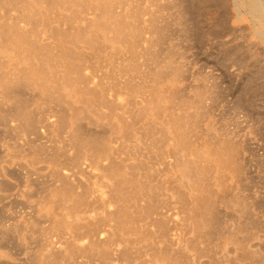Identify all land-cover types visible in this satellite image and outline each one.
Here are the masks:
<instances>
[{"label":"rangeland","instance_id":"rangeland-1","mask_svg":"<svg viewBox=\"0 0 264 264\" xmlns=\"http://www.w3.org/2000/svg\"><path fill=\"white\" fill-rule=\"evenodd\" d=\"M6 1L8 0H0V7L2 8H0V15L6 13V11L3 13L6 8L1 5V3ZM17 1L20 3H25L26 1L32 3V1H35L33 4H37L38 7H46L45 3L38 0ZM130 5L131 7L124 8H132L133 6H140V8L145 7L144 9L149 13V16H147L148 18L146 19L149 20L153 17L154 28L146 27V43L144 46H141V48L139 45L138 50L141 51H138L136 60L130 62L131 59L128 58L126 50H123V56L125 58H122L128 61L130 66L135 64L138 67L137 69H129V72L127 71V77L125 75H115L117 83L122 87L120 90L122 92H119L120 95H118L121 97L124 94L123 96L125 98L121 97L122 99L120 98L119 100V96H117V98L115 96L113 100L116 98L115 102L119 103L120 101H123L125 104L129 102L128 99H130V97L128 98V93L124 90L123 84L130 76H135L133 78L136 86L141 85L139 86L141 93L137 94L138 99L137 97L132 99L135 100L138 105L141 104V98L144 99L143 97H147L150 99V91L154 86L155 81L153 80L155 79L154 74L158 69L162 68V73L159 76L160 78L155 82L162 87L164 86L163 95H170L173 97V100L166 106L167 112H170L175 116H184L185 120L187 119V122L189 120V126H186L189 138L193 144L200 146V148L204 149L205 143H208L210 139L215 140V137H227V139L229 138L232 142L234 141V144L238 147L237 160L239 164L241 163L240 166L242 165L240 171L242 174L239 173L234 176L231 174L225 175L224 178L222 177V183H224V185L222 184L223 186L218 185L215 178L211 179L215 206L213 216L215 219L213 220L214 224L211 223L205 227L206 229H203L204 233H202L203 235L201 237L196 236L193 233L192 228L190 227L191 222L189 223L190 220L188 221L187 218H185L186 214L181 204L177 202L175 195H171V193L168 192L165 195L166 199L163 200V203H166V205H164L162 208L163 210H161L162 215L165 216L166 220L169 218L168 223L171 227H169L170 230L168 231L166 238L161 240L155 226L147 225L148 228L150 226V228L154 230L152 231L149 229V231L153 233V237L157 239H155V243H149L145 240L136 239L135 237H130L131 239L126 242L119 241L120 239H113L115 242L111 246V254L114 250L113 253L120 252L119 254L116 253L117 255L112 254L114 255L112 258L113 264H117L116 262H119V264H125L124 261L126 260L123 259L122 251L126 248L131 249L128 251L131 256L130 261L127 260L126 263L134 264L133 261L135 262L137 260V264H147L148 262L149 264H153V249L150 246H153L154 248V245L162 246L163 244L168 243H172L170 244L172 245L171 248L173 247L172 249H175L177 246V249L175 250H179V253H181L182 256H185L186 260H188V262L186 261V264L264 263V0H153L149 2L133 0ZM13 10L20 13L22 11L16 7L12 8L8 12L11 17L18 16L17 12L15 13ZM150 12L152 13L150 14ZM20 25L23 27L25 26L24 23H21ZM25 29H27L25 31H29V25H27ZM144 51L147 55H145ZM139 57H143V59ZM115 61L118 60L115 59ZM135 61L139 62V64L135 63ZM104 67V70L110 72L106 64H104ZM175 70H177L178 73H175ZM145 72L146 74H144ZM99 73L103 74L102 71ZM99 73L94 78L97 83H99L102 78V74L99 75ZM135 78H137V80ZM139 78L140 80H138ZM172 78L173 81H175L170 82V85L169 81ZM34 90L33 88H25L22 89V91L17 92L15 90L9 94H4L0 91V264H103L99 257L97 258V255H94V257H96L94 260L93 256L85 254L79 249L76 251H70L68 249V243L73 240L74 235L61 230L54 232L52 230L51 221L49 222L50 219L47 213L43 210L44 202H46L49 192L58 186V182L50 176L48 163H46L48 156L51 154L50 151L53 147H59L64 150V148H73V146H71L70 142V145L69 143L67 144L69 141H67V132H60L59 134L61 135H59L57 134V128L54 126L56 120H58V117L60 116L59 113L62 114L65 107L47 101L38 94V91ZM111 93L112 92L110 91L109 95H113V93ZM197 94L200 95L198 96ZM20 97L23 101L25 99V110L28 109L26 112L31 113L33 118V123L35 125L33 124L32 127L25 126V122L14 115V108L18 106V100ZM131 103L133 104H130V107H134L133 109L135 110L141 106H138L134 102ZM35 105H39V107ZM133 109H131L132 112L135 111ZM117 112L121 113V110L118 109ZM154 113H158V109L155 110ZM160 118L159 122L165 125V127H168V119L161 116ZM44 121L48 123H45ZM88 121L90 124L92 123L90 119H85L78 124V128L80 129V132L82 131L81 134L83 136L86 134H90V136H102V134L109 135V131L108 129L106 130L105 127H100L94 124L87 127L89 124ZM125 121L127 123L132 122L129 114L128 116L127 114L125 115ZM49 123L51 127L54 126L56 129L53 130L54 127L51 129ZM20 126L21 128H19ZM44 126L46 127V130L44 129ZM149 126L150 125L146 123V121L135 123L134 135H137V137H134V143L138 148L136 150L137 154L133 153L131 157H133V162H137V159L146 160V162L149 161V165L147 164V166L152 170L154 176H156L154 182H157L160 177L159 175H163L166 170L169 169L166 167L169 165L172 166L176 160L174 157L175 154L172 151V147H174V139L172 136H165L158 129L155 131V129H152V127ZM49 129H51V131ZM22 131L23 133L25 132V134H23ZM105 131L107 134L104 133ZM53 132L57 138L54 137ZM87 135L85 137H87ZM152 137L153 139H151ZM192 137H195L196 139L194 138L193 140ZM50 138L51 141L49 140ZM147 138H150L149 141ZM62 140L65 141L63 142L64 144H58L62 143ZM135 140L143 141L139 143V141L136 142ZM156 141H160L163 144V148L165 149L166 147V150H168L167 155L169 156L166 155L168 158H166V161L168 160L167 163H169L167 166H159L157 164L152 165L155 164L154 160L150 159V161L149 159H146L154 153ZM31 142L34 143L32 144ZM46 147H49L48 150H46ZM117 147H119V145H117ZM68 149L66 150L67 155L70 154L71 156L72 153L73 155L75 154L74 149H70L71 151L74 150L72 152L70 150L69 152ZM31 150L33 154L31 153ZM66 151L64 150V152ZM145 151L147 152L145 153ZM181 154L186 155L189 159L193 158V156L191 155V157L187 151L185 152V150ZM32 159H35V162ZM39 163L42 164L43 167ZM44 164L46 166H44ZM82 165V162H80L77 167L74 165H68L66 168V172L74 174L73 177L75 178L70 177V180L73 183H77V185L78 182L81 181L80 178L83 180L85 179L84 177L79 176L86 171V168H84L86 165H83V167ZM154 169H157L156 172ZM163 170L165 171L164 173ZM220 189H222L221 192ZM219 192L220 194H218ZM109 197H111L110 194ZM231 204L235 206L233 207ZM177 205L179 206L177 207ZM110 209L114 210L115 205L111 206ZM171 214H174V216ZM175 214H179V216H175ZM175 217L177 219H175ZM179 217L183 218V221L182 219H178ZM111 224L108 226H102L103 228H100L101 231L98 229L93 237L85 233L81 234L79 237V239H81L80 243L89 245L93 240L106 241L111 235ZM216 225H218V228ZM48 228L50 230H48ZM221 229L222 231H219ZM224 229L230 233L226 232V235L223 237L222 235L225 234ZM188 232L192 234H189ZM64 233L67 236L64 237ZM188 236L190 237L188 238ZM175 238L178 242L174 240ZM158 239L161 241L159 242ZM167 239H170V242ZM179 241L181 242V246H179ZM185 241H187V243ZM214 241L218 242H216V244L219 245L218 247L214 244ZM212 242L214 243L212 244ZM116 243L119 244L116 245ZM197 245L203 246L201 248ZM212 245L216 246L217 251L216 249L213 251ZM223 246L225 248H223ZM63 247L64 249H62ZM48 248H51L50 251ZM203 248L205 252L203 251ZM141 249L145 250L142 251ZM148 250L150 251L148 252ZM194 251L195 253H193ZM70 252L75 255L71 256L72 254ZM62 254L67 255L61 256ZM83 255L85 256L83 257ZM149 255H151L152 258H150ZM221 255L223 257H221ZM39 256H41V258ZM59 256L61 258L63 257L64 260ZM137 256L139 257L137 258ZM188 256L189 259L191 257V260L188 259ZM53 257L54 259H52ZM71 257L73 259H71ZM42 258H46L50 262L52 259V262H55H41ZM117 258L118 260H116ZM55 259H58V261ZM146 259L149 261L147 262ZM190 261L191 263H189ZM183 264H185V262Z\"/></svg>","mask_w":264,"mask_h":264},{"label":"bare ground","instance_id":"bare-ground-1","mask_svg":"<svg viewBox=\"0 0 264 264\" xmlns=\"http://www.w3.org/2000/svg\"><path fill=\"white\" fill-rule=\"evenodd\" d=\"M38 1L45 3L46 7L43 8L38 7L37 4H33V2L35 1H32V3L29 1H26L25 3L24 2L20 3L17 0H8L6 2L1 3L2 7L6 8V10L3 9L4 10L3 13H5V11L6 13L5 14L2 13L3 15H0V91H2L4 94L5 93L9 94L10 92L15 90L19 92L25 88H33V90L35 89L36 91H38V94L41 95L43 98H45L47 101L54 102L63 105L65 107L64 112L62 114L59 113L60 116L58 117V120H56L54 126L57 128V134H59L60 132H67L68 135L67 141L69 140L67 144L70 142L73 148H69L67 146L69 149L64 148V150L66 151L68 149L69 151L70 149H74L75 154L73 155L72 153L70 156V154L67 155L66 154L67 151L64 152L62 148L53 147V149L50 151L51 154L49 156L47 154L48 158L46 157L47 158L46 163H48V170L50 176L52 177V179H55L58 182L57 183L58 186L55 185L57 187L53 188L49 192L48 198L46 202H44L45 204L43 207V210L47 213L50 219L49 222L51 221L52 230L54 232L61 230L74 235L72 241H70L69 239L70 242L68 243V249L70 251H74V250L76 251L79 249L85 254L91 255L93 257L94 255H97V258L99 257L100 261H102L103 264H113L112 258L116 253L117 254L120 253V252L113 253L115 251L114 250L112 252V254L114 255L111 254V246L115 242V240L113 239L116 240L120 239L119 241L126 242L127 240L131 239L130 237H135L136 239L139 240H145L149 243L152 242L155 243L156 238L153 237V233L149 231V229L151 228L150 226L148 228L147 225L155 226L158 234L160 235L161 240L162 239L164 240L166 238V236L168 235V231L170 230L171 227L169 226L168 223L169 218L168 220H166L165 216L162 215L161 210H163L162 209L163 206L166 205V203L165 204L163 203V200L166 199L165 195L169 192L171 193V195H175V199L179 204H181L186 214L185 218H187L188 221L190 220L189 223L191 222L190 227L192 228L193 233L196 236L201 237L203 235L202 233H204L203 229H206L205 227H207V225L211 223L214 224L213 220L215 219L213 216L215 206H214V194L212 191L211 179L215 178V180L218 182V185L223 186L224 183H222L223 182L222 177L224 178L225 175H230V174L233 176L235 174H239L242 165L240 166L241 163L239 164L237 160L238 147L234 144V141L232 142L229 138L227 139V137L226 138L215 137V140L210 139L208 143H205L204 149L200 148V146H196L195 144H193V142L189 138V133L187 131L188 129L186 128V126L189 123V120L187 122L186 121L187 119L185 120L184 116L181 115L175 116L174 114L167 112L166 106L169 104V102L173 100L172 99L173 97L170 95L169 96L163 95L164 86L162 87L155 82L158 81V79L160 78L159 76L162 73V68L158 69L154 74L155 79L153 80L155 81H154V86L151 88L150 91L151 92L149 95L150 99H148L147 97L146 98L143 97L145 95L140 96L144 98V99L141 98L142 100L140 104L141 106L138 105L136 101L132 99V98L135 99L137 97V94L141 93L139 87L141 85L136 86V84H134L133 77L135 76L128 77L123 84L124 86L122 85L124 90L127 91L126 93H128L127 95L128 98L130 97V99H128L129 102L128 103L126 102L127 104H125V102L123 103V101H120L122 103L115 102L117 96L120 95L119 92H122L120 91L122 87H120L121 85L117 83L115 79V75L119 74L126 76L128 75L127 71L129 72V69L131 68L137 69L138 67L135 64H132V66H130V64H128V61L122 58L124 57L123 50H126L127 52L126 54H128V58L131 59L130 62L136 60L138 56V51H141L138 50L139 45L141 48V46H144L146 43V36H145L147 30L146 27L152 29L154 28L153 17H151L149 20L146 19L148 18L147 16H149V13H147V10L144 9L145 7L140 8V6L139 7L133 6L132 8L125 9L126 7L129 6L131 7L130 4L133 0H38ZM137 1L149 2L153 0H137ZM14 7L22 10L21 13L16 11L18 14L17 17H11L8 14V12ZM13 11L15 12V10ZM152 12H150V14ZM21 23H24L26 27L27 25H29L30 27L29 31H25L27 29H25L26 28L25 26L24 27L21 26L20 25ZM145 55L147 54L145 53ZM139 58L143 59V57H139ZM115 59H117L118 61H115ZM135 63L139 64V62L136 61ZM104 64L107 65V68H109L110 72L108 70L107 71L104 70L105 68ZM101 71L103 72V74L101 73L102 78L101 81L100 82L98 81L99 83H97L94 80V78ZM175 73H178V71L175 70ZM101 74L99 73V75ZM144 74H146V72ZM137 78L135 79L137 80ZM173 78L169 81V84L170 82L173 81ZM138 80H140V78ZM110 91L113 93V95H109ZM123 95L121 97H124ZM115 96L116 98L113 100ZM121 97L119 96V100ZM18 101H19L18 106L14 108L15 109L14 115L18 118H21L25 122V126L27 125V127H32V125L34 124L33 118L31 116V113L26 112V110L28 109L25 110L26 108L24 107L25 99L23 101V99H21L20 97ZM131 102H134L140 107L136 110L133 109L134 107L131 108L130 104H133ZM39 105H35V106L39 107ZM156 108L158 109V113H154V111L157 110ZM118 109L121 110V113L117 112ZM131 109L135 111L132 112ZM126 114L127 116L129 114L130 120L132 122L127 123L125 121ZM160 116L168 119V127H165V125L159 122L161 119ZM85 119H90L92 125L94 124L100 127H105L106 130L108 129L109 135L102 134V136L101 135L90 136V134L89 135L86 134L87 137H85L86 135L83 136L81 134L82 131L80 132V129L78 128V124ZM141 121H146V123L150 125L149 127H152V129H155V131L156 129H158L163 135L172 136L174 139L173 141L174 147L172 146L171 147L173 148L172 151L175 154L174 157L176 160L174 161V164L172 166L171 165L167 166L169 163V162L167 163L168 160L166 161L167 156H169L167 155L168 150H166V147L165 149L163 148V144L160 142L162 140L160 139H158L160 141L155 142L156 146L154 153L152 155L150 154L151 156L146 158L149 160L150 159L154 160L155 164L152 165L157 164L159 166L160 165L167 166L166 168H169L167 170L165 169L166 172L163 170V173L164 172L165 173L163 175H159L160 177L157 180V182H154L156 176H154L152 170H150V168L147 166L149 161L146 162V160H141L137 158H136L137 162L132 161L133 157L131 156L133 155V153L134 154L136 153V150L138 148L134 143V137L135 136L137 137V135H134V131H135L134 126L135 123ZM44 122L48 123L46 121ZM91 124L89 122L87 127ZM53 127H51V129H53ZM55 127L53 130L56 129ZM19 128H21V126ZM44 129L46 130L45 126ZM51 129L49 130L51 131ZM104 133H106V131ZM23 134H25V132ZM163 135L161 136L164 137ZM54 137H56L55 133H54ZM51 138L49 139L50 141ZM149 139L147 138L148 141ZM151 139H153V137ZM141 141H139V143H141ZM61 142L62 143H58V144L63 145L64 144L63 142L65 141L62 140ZM117 145H119V147H117ZM48 148L46 150H48ZM184 150L185 152L187 151L190 156L192 155L193 158L189 159L186 155L181 154ZM146 152L147 151H145V153ZM32 160H34L35 162V159ZM80 162H82L83 165H86L84 166V168H86V171L84 170L85 173H82L79 176H82L85 179L83 180L82 178H80L81 181L78 180L79 182L77 185V183L75 182L73 183L70 180V177L75 178L73 177L74 174L73 173L69 174L68 172H66V168L68 165L69 166L74 165L77 167L80 164ZM40 165L43 167L42 164ZM44 166L46 165L44 164ZM221 190L222 189H220V192ZM220 192L218 194H220ZM109 194L111 195V197H109ZM113 205H115L114 210L110 209V207ZM232 205L233 204H231V206ZM178 206L179 205H177V207ZM234 206L235 205H233V207ZM172 216H174V214ZM175 216H179V214L178 215L175 214ZM175 219L177 218L175 217ZM178 219H182L183 221V218L179 217ZM109 224H111L110 226L111 235L106 241L93 240L90 242L89 245H84V243H80L81 239H79V237L81 236V234L85 233L93 237V235L96 233L98 229L100 230L102 226H108ZM218 225H216V227ZM48 230L50 229L48 228ZM219 231H222V229ZM226 232L230 233L229 231L225 230L224 232L225 234H223L222 232L223 237L224 235H226ZM65 236L67 235L65 234L64 237ZM189 237L190 236H188V238ZM158 240L159 242L161 241L160 239ZM174 240H176V238ZM185 242L187 243V241ZM214 242H212V244L214 243L218 247L219 245L216 244L217 241ZM117 244L119 243H116V245ZM170 244L169 243L163 244L162 246H157V245L155 246L153 244L154 248L153 246H150L153 249L152 255H153L154 263L183 264L185 262L186 264V261L188 262V260H186V257L182 256L181 253H179V250H175L177 249L176 248L177 246L176 247L174 246L175 249H172L173 247L171 248L172 245ZM180 244L181 242L179 243V246H181ZM202 246L200 247L202 248ZM212 246H213L212 249L214 251V249H216V246L214 245ZM224 246L223 248H225ZM62 249H64V247ZM123 250H124L122 251L123 253L122 255L124 257L123 259L126 261L127 260L130 261L131 256L128 251H130L131 249L126 248ZM144 250L145 249H143L142 251ZM149 251L150 250H148V252ZM193 253H195V251ZM225 253H226V249H225ZM66 255L67 254L65 255L62 254L61 256H66ZM74 255L75 254H72L71 256ZM84 256L85 255H83V257ZM139 256H137V258ZM149 256L150 258H152L151 255ZM39 257L41 258V256ZM221 257L223 256L221 255ZM46 258L44 259L42 258L41 262L49 261ZM95 258L96 257H94V260ZM52 259H54V257ZM61 259H63V257ZM71 259L73 258L71 257ZM148 259H146L147 262L149 261ZM116 260H118V258ZM189 260H191V257ZM56 261H58V259ZM126 261H124L125 264H128V262L126 263ZM136 261L135 262L133 261V263L135 264ZM116 263L119 264V262ZM189 263H191V261ZM147 264H149V262Z\"/></svg>","mask_w":264,"mask_h":264}]
</instances>
